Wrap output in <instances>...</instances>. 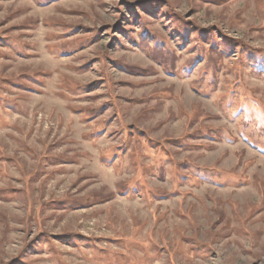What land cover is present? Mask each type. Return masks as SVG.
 Listing matches in <instances>:
<instances>
[{"label": "rangeland", "instance_id": "374dc122", "mask_svg": "<svg viewBox=\"0 0 264 264\" xmlns=\"http://www.w3.org/2000/svg\"><path fill=\"white\" fill-rule=\"evenodd\" d=\"M0 264H264V0H0Z\"/></svg>", "mask_w": 264, "mask_h": 264}]
</instances>
